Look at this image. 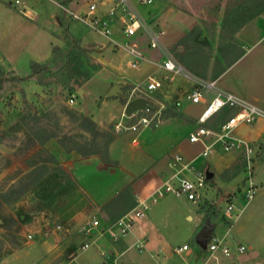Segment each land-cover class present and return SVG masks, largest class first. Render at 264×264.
Listing matches in <instances>:
<instances>
[{
	"label": "rangeland",
	"instance_id": "374dc122",
	"mask_svg": "<svg viewBox=\"0 0 264 264\" xmlns=\"http://www.w3.org/2000/svg\"><path fill=\"white\" fill-rule=\"evenodd\" d=\"M87 1L71 0L68 5L80 11L84 9ZM254 1L155 0L152 4L139 6L138 9L153 30L159 33L161 29H165V37L169 35L168 32L174 34L172 42L165 40L166 46L162 45L179 64L205 79H217L216 86L222 90L233 92L241 98H257L258 101L255 104L264 109V41L246 43L242 46L243 57L231 64L222 75H218L219 71L226 67V61L241 50V44L234 39V32L232 33V29L237 24L233 23L235 17L233 13L239 10L241 15L237 20L246 19L255 10L252 5ZM13 2L14 0H0V11L9 12L8 19L4 23L5 32L0 35V66L4 72L1 75L0 84V195L11 186L19 185L26 180L28 171L25 172V170L30 160L41 159L35 152L24 158V153L29 148L25 149L28 143L22 136L25 131H33L29 124H40L47 132H49L47 128H50L59 136L67 134L76 142H83L89 139L90 135L77 125V114L89 115L87 103H90V106L93 105L100 93L96 92V87L103 88L109 84L105 90L108 92L113 84H119L117 97L119 102L125 105L132 99L130 87L133 85L129 79H125L124 83L118 82L120 78L113 68V65H117L121 60L123 51L108 43L101 35L70 19L57 4L50 0H22L19 5H14ZM257 33L256 30L252 32L253 35ZM49 34L53 37L52 42H50ZM112 36L121 37L119 33H113ZM120 40L122 41L123 38ZM138 43L145 48L149 54L148 57L161 58L159 49L154 54L147 49L149 47L147 36L138 37ZM72 44L85 50V59L90 64L89 79H83L82 69L69 68L74 67V63L71 66H65L69 57L58 54L57 51L54 60L48 62L49 72L30 73L28 65L30 59L39 60L44 56L50 57L54 45L68 52ZM69 55L73 54L69 53ZM46 59L41 62H45ZM122 66L117 68L121 69ZM174 82L175 85L173 84L172 87L176 86V88L171 90L172 87H167L168 91L163 90L167 98L163 99L162 94L158 92L147 96L153 108L148 116H151L153 111L159 110L148 125L150 132L139 134L140 129L143 128L139 127L140 125L136 131L123 127L116 129V122L121 121L123 125H129L136 122L138 116L143 114L138 111L135 117H130L123 112L119 120L108 121L103 126L98 125L107 134L98 138V150L104 152L112 162L133 161L140 164V168L145 167L140 177V182L144 183L149 182L160 165L166 164V160L168 164L175 154L173 152L178 150L189 159L198 157L193 163L198 166L202 162L197 167L198 170L205 171L208 168L213 171V182L205 183L201 199L193 201L184 194L165 193L157 202L144 210V216L141 217L145 219L148 214L151 215L155 209H159L157 221L162 230L167 232L163 245L164 252H160L157 256L160 264H202V259L194 257L193 254L186 256L184 252L179 254L174 251L183 243L192 245L191 238L182 240L176 233L179 230L189 231L193 228L196 221L194 211L196 206L200 205V208H203L208 204H215L221 210L227 202L241 200L244 209L239 223L253 220L264 222V124H241L233 130L235 135H244L249 126L252 127L249 128L250 133L246 136L256 150L249 163L255 191L245 204L244 192L248 184L246 179L248 164L245 162L241 148L225 151L216 144L215 153L199 156L204 144L199 141L189 142L186 134L188 130L196 126V121L183 113L180 109L181 105L173 98L176 93L185 94L184 89L188 85L180 87L177 86L179 80L175 79ZM161 104L163 107L159 109ZM169 106H172L170 110ZM172 110L181 112L183 117L171 116ZM215 118L216 116L212 117L207 124ZM18 124L23 125V129L15 132L14 128ZM155 124L177 126L175 134H172L174 139L170 145L171 155L168 153L169 149L164 151L165 146L152 137L151 131L155 129ZM255 127L259 129V135L254 133ZM213 137V135L206 136L205 144L209 143ZM145 154L157 156L143 161ZM217 155L224 156L225 163H231L223 167V162L214 161ZM217 170H221L219 174ZM49 176H43L41 179L46 180L52 175ZM166 177L167 174L162 179ZM52 181L51 186L55 184L54 179ZM68 196V187L65 184L49 188L37 180L8 203L3 202L0 197V264H102L103 260L113 264V257L108 261L101 254V251L107 250L108 247L101 246L100 241L82 250L80 241L81 239L83 241L84 237L78 229L75 230L78 236L77 243H66L68 246L72 244L77 249V258L74 263L68 262V254L64 251L56 256L55 253L44 256L45 250L38 248L39 243L35 242L34 230L50 235L55 231V224H61L63 231L75 224L74 221L69 224L65 219L57 216L59 208L69 206ZM20 213L26 216L27 221L19 220ZM94 214L101 223L107 222L103 212L101 215ZM83 215L79 214L78 219L81 220ZM187 215H192L193 219ZM87 218L88 216L85 220ZM138 219L136 218L135 222ZM259 233H264L263 225H258L256 231L250 235L257 237ZM27 234L33 236L32 242H27ZM92 237L93 234L88 239ZM107 251L111 255V252ZM130 252L137 257L140 256L138 263L134 264L157 263L145 253L144 249L138 252L136 248H132Z\"/></svg>",
	"mask_w": 264,
	"mask_h": 264
},
{
	"label": "crops",
	"instance_id": "0c3cea01",
	"mask_svg": "<svg viewBox=\"0 0 264 264\" xmlns=\"http://www.w3.org/2000/svg\"><path fill=\"white\" fill-rule=\"evenodd\" d=\"M252 5L255 10L251 14H249L246 19L240 20L241 22L237 20V18H239V16L241 15L240 11L235 10V12L233 13L235 15L233 23H237V24L235 28L232 29V33L234 32L233 33L234 39H236L241 44V50H242V46H244L246 43L251 42L253 44V43L264 41V39L262 40V37L264 36V0H255L252 3ZM0 7H1V3H0ZM155 8H156V4H155ZM7 14H9V12L5 13L3 11H0V16L4 15L0 17V35L5 32L4 23H6L8 19ZM161 30L163 31V33L159 35V39H160L161 44L166 46L164 41L168 40L169 42H172L174 39V34H171L172 32H168L169 35L165 37L164 33L166 30L165 29H161ZM254 30H256V32L258 31L257 35L252 34ZM114 33H119L121 35L120 38H115L116 40L121 41L120 39L122 38L125 39L121 32L114 30ZM138 37H142V34H138L137 36L129 38V39L131 41H136L139 48L142 50V52L144 53L147 59L145 62L142 63L140 68L134 69L133 71H131L129 68L124 67L126 66L125 59L123 55H121L122 56L121 60H119L117 65L115 64L113 65V68L115 69L114 71H117L116 74L120 78L118 82L124 83L125 79H129L130 81H132L134 85L137 82H144L148 76L153 75L159 78L163 75V71L158 66L162 58L153 59V58L148 57L149 54H147V51L145 50V48L139 45ZM50 39H51L50 42H52L53 41L52 35H50ZM147 49H150L153 52V54L155 51H157V49H153L151 47H147ZM240 51L236 53L231 59L226 61V64H227L226 67L223 70L221 69L218 75L219 74L222 75L231 64H233L235 61L243 57L244 50H242V52ZM46 58L47 57L44 56L43 59L41 58L36 61L41 62L45 60ZM122 64L124 66H122ZM120 65L122 66L121 69L117 68ZM181 66L191 76L197 79H200L202 81H205V82H214L215 87L217 89H221L218 86H216L217 79H205L204 77L199 76L195 72L189 71L184 65H181ZM175 79L179 80L178 82L179 84H177V86L181 87V86H184L185 84L188 85L187 88L184 89V91L190 89L193 84L189 78H186L182 75H177L173 78L170 84L166 83L164 88L161 89L160 92H158L162 94L163 99L168 97L166 93H163V90L168 91L169 87H172L173 84L175 85V82H174ZM208 80H212V81H208ZM132 86L130 88H132ZM108 87H109V84H107V86L106 85L103 86V88L96 87V92H100L98 93L96 102L91 106H90V103H87L88 104L87 113H89L90 117L100 126H103L108 121L119 120L120 115H122L124 112L125 105H122L119 102L118 97L113 98L111 96H107V92H105V90ZM174 88H176V86L172 87L171 90H173ZM87 93L91 94L90 91H87ZM210 95L211 93L208 92L206 94V97H209ZM235 95L238 96L237 94ZM173 98L175 101L179 103V105H181L180 107L181 111L196 121V126L187 131L186 133L187 137H188L189 132L195 129L198 125L202 124L206 126L208 118L203 123L198 121V116L201 113L202 108H203V105L201 103L190 102L185 97V94H182V93L174 94ZM242 99L246 101L252 100L249 102H252L254 104L255 102L258 101L257 98H242ZM185 101H187V103H184ZM196 105H198L199 108L198 107L195 108ZM252 124L259 125V124H264V122L261 119H256ZM155 125H156L155 129L151 131L153 133L152 137L156 141H159L161 144L165 146L164 151L169 149L168 153H170L171 155L172 149L170 148V145L172 144V140L174 139L172 134L173 133L175 134L177 126H175V124H155ZM22 126H20V124L15 126L14 128L15 132L23 129ZM29 127L33 129V131H25L27 130L25 126V130H24L25 132H24V135L22 136L24 137V139L27 140V143H28L25 149L29 148L28 150L25 151L24 158L27 157L28 155H31L30 153L32 152H37L39 157L43 159V163L45 164V167H46V171L42 175V177L52 175L51 177L55 179L54 186L65 184L68 187L69 196L67 200H68L69 206L66 208L65 207L59 208L60 211L57 214V216H59L62 219H65L66 222H68L69 224H71L73 221L75 222V224L70 229L64 230L63 232L53 231V233H51L50 235H45L44 233L41 234L39 231L34 230L33 234H34L35 242L38 241L39 243L38 248H42L43 250H45L44 256L52 255V253L53 254L55 253V256H56V255H59L62 251H64L65 254H68L67 255L68 262L74 263V261L77 258V253H76L77 249L72 244L68 246L66 245V243H77L76 239H78V236L75 233V230L80 228V225L84 222L86 216H90V214L92 215V213L93 214L97 213L98 215L99 214L101 215V212H103L102 207L106 203H108L114 196H116L125 187H128L131 189L132 193L135 196V200L137 201L139 198H143L144 196H146L156 186L160 185L161 182L164 180L162 178L166 174L167 176L171 174V169L167 164L168 160H166V164L160 165L159 169L156 171V173L153 175V177L149 180L148 183H144L143 181L140 182V177L145 167L140 168V164H138L137 162L128 161V160H127L128 162H125V163H122V162L115 163L112 161L107 162L98 154L82 156L76 151L66 152L57 143L56 139L49 135L46 129L42 127V125L29 124ZM148 128H149L148 126L141 128L139 131L140 132L139 134H147L148 132H150ZM249 128H252V127L249 126ZM249 128L247 130V133H245L244 135H236V136L243 137V138L250 140L246 136L248 133H250L248 132ZM253 131L254 133H257L259 135V129L257 130L255 127ZM215 152L216 151H214V153ZM173 153H180L184 158L189 159L185 157L179 150ZM152 155L148 156V154H145V156H143L145 158H142L143 161L149 160L151 159V157L157 156V155H154V156ZM199 156H202V155L199 154ZM196 158L198 159V157H195V158L191 157L190 159H193V163H194L197 160ZM137 161L140 162L142 160H137ZM214 161L223 162L224 163L223 167H227L231 163V162L225 163L226 158L224 156L222 157L219 155L216 156ZM201 163H199L198 166L201 165ZM194 165H197V164H194ZM56 167H59L63 170L64 172L63 176L60 174H57L54 171ZM31 168H32L31 166H27V169L25 170V172L29 171ZM164 170L165 172H162ZM206 170H209V169L206 168ZM220 171L221 170H217L218 174L220 173ZM211 172L213 173V171ZM248 201L245 200L244 203L246 204ZM241 202H242L241 200L240 202L238 200L234 202V206L236 207L238 216L231 225L228 238L233 245H235L236 243L244 244L246 248L243 252L239 253L235 249H233L230 256H225L217 252L215 254V257H213V256H208V251L206 250L205 247L202 246V250H201L194 245H187V249L179 250V251L176 250L177 247H179L177 246L174 249V251L179 254L181 252H184L186 256H190L191 254H193L194 257H199L202 259V264H264V233L257 234V237L255 234H254L255 235L254 237L250 235L256 231V227L258 225L264 226V222L260 220H257V221L253 220L252 222L246 221V222L239 223L240 215L242 214V211L244 209V204ZM157 210L159 209H155L152 212V214L151 215L148 214L147 218L145 219L139 218L138 220H136V222L134 221L131 231L128 232L123 237H121L120 239L113 241V240H109L107 237H101L97 240V241H100L101 246L108 247L107 250L111 252V255H110L111 257L115 256V260L112 261L113 264L138 263L140 256L137 257L135 254L130 252L132 248H136V251L138 252H141L144 249L145 253L150 258H152L153 260L157 262L155 264L161 263L160 261H158L157 256H159L160 252L161 253L164 252L163 245L166 240L165 235H167V232H165L166 230L164 231V229L162 230L161 225L157 221V216H158ZM203 210H204L203 208H200V205L196 206V209L194 210L196 221L191 230L177 231L176 234L182 240L192 238L195 228L200 223L201 217L203 215ZM221 210L223 213L222 208ZM79 214H84L81 220L78 219ZM187 217L193 219L192 215H187ZM21 218H24V221H27L26 216H21ZM106 223L108 222L101 223L100 221V227L105 225ZM228 223L229 221L224 216V219L217 223V226L215 227L213 235H217V236L222 235ZM96 235L97 234H95V236ZM81 241H80V244H81ZM136 242H143V248L138 249L135 246ZM64 246L65 248H63ZM67 250H69L68 253H67ZM82 250H85V249H82ZM164 255H163V258L166 259L165 258L166 255L165 256ZM106 263L111 264L110 262H106L105 260H103L102 264H106Z\"/></svg>",
	"mask_w": 264,
	"mask_h": 264
},
{
	"label": "built area",
	"instance_id": "2783aa9c",
	"mask_svg": "<svg viewBox=\"0 0 264 264\" xmlns=\"http://www.w3.org/2000/svg\"><path fill=\"white\" fill-rule=\"evenodd\" d=\"M50 1L57 4L70 19L101 35L108 43L120 48L123 51L125 65L130 69L140 68L147 58L136 41H131L129 38L135 37L138 34L145 35L148 38L149 47L160 50L162 59L158 66L163 71V75L159 78L153 75L148 76L144 82H137L130 89L132 98L143 97L147 104L144 108L133 112L130 117H135L138 111L143 114L138 116L136 122L129 125H123L121 121L116 122V129L123 127L129 130H136L139 127L148 126L159 110L153 111L151 116H148V113H151L153 108L147 96L160 92L166 83L171 82L177 75L189 78L193 83L191 88L185 91V97L192 103H201L203 105L202 111L198 116L199 122L203 123L208 117L221 109H235L233 113L225 118L218 130H213L201 124L190 131L187 138L191 143L199 141L204 144L200 155L214 152L216 144L220 145L225 151L237 147L241 148L248 164L246 176L248 184L244 197L246 201L252 197L255 185L251 179L252 171L249 163L256 150L250 140L234 135L233 130L241 124H252L259 118L264 120V109L231 92L217 89L214 82L202 81L184 70L161 44L159 35L162 31L158 33V31L153 30L138 9L139 6L154 3L155 0H88L84 4V9L80 11L70 8L69 5H63L56 0ZM21 2L22 0H14L13 4L19 5ZM114 30L121 32L125 39L122 41L116 40L112 36ZM208 92L211 95L206 97ZM162 107L163 105L161 104L159 109H162ZM138 125L140 126L138 127ZM208 135H213L214 137L209 143L205 144V137ZM168 166L171 169V174L146 196L139 198L132 208L120 215L113 222L106 223L100 227V221L95 214L88 216L78 229L82 237H84V240L81 242L82 249L92 246L101 237H107L109 240L115 241L126 235L131 231L135 219L141 218L144 215V210L148 209L151 204L155 203L165 193L184 194L188 199L193 201L202 198L206 183L205 171L198 170L197 166L193 164V159H186L181 154L175 153L171 161L168 162ZM223 215L229 223L222 235H213L208 243L205 244L208 256L215 257L217 252L230 256L233 249L240 253L246 248L241 243L233 245L228 238L231 225L238 216L233 201L226 203ZM63 229L59 223L54 226L55 231H63ZM92 234L93 237L88 239ZM95 234L97 235L95 236ZM33 239L31 234H27V242H32ZM135 246L138 249H142L143 242H136ZM185 249H187V245L183 244L177 247L176 250ZM101 254L108 261L112 258L107 250H102ZM114 260L115 256L112 261Z\"/></svg>",
	"mask_w": 264,
	"mask_h": 264
},
{
	"label": "trees",
	"instance_id": "16d2710c",
	"mask_svg": "<svg viewBox=\"0 0 264 264\" xmlns=\"http://www.w3.org/2000/svg\"><path fill=\"white\" fill-rule=\"evenodd\" d=\"M63 5H68V3L71 0H58ZM63 25V23H62ZM64 26V25H63ZM63 30L66 31V28L63 27ZM73 45V44H72ZM67 49V48H66ZM56 51L58 54H62L65 57H69L67 61L65 62V66H71L74 63V67L71 66V70L73 69H82L83 72V79L87 80L90 77V69L88 66L87 60L85 59L86 53L83 48H80L77 45L71 46L70 50L68 52L65 51V49L61 48L60 46L54 45L51 50V56L46 59L45 62L36 61L34 59H30L28 62L29 70L31 74H40V73H46L50 71V67L48 65L49 61H53L56 55ZM65 53L63 54V52ZM73 54V55H69ZM69 55V56H68ZM4 72L0 66V84L2 82L1 75H3ZM72 90V89H71ZM113 98L117 96H111ZM172 108V106H169V110ZM227 111V112H226ZM235 109H221L212 116L208 117V121L212 118H216L212 120L210 124H206L209 128L213 130H218L220 128V125L225 120V118L233 113ZM171 116H181L183 117V114L181 112H178L177 110L171 111ZM226 117L224 118V116ZM223 117V118H222ZM77 120H78V126L89 133L90 138L83 141V142H76L71 136L67 134L58 135L50 128L48 129V133L50 136L54 137L57 141V143L66 151H76L82 156H87L91 154H98L100 155L105 161L110 162L111 160L108 158V156L104 153L98 150V138L104 135H107L105 131L99 128L98 124L89 116L86 114L78 113L77 114ZM207 121V122H208ZM38 154L37 152H35ZM243 157L245 159V156L243 154ZM246 162V159H245ZM28 166H31L32 168L26 173V180H23L19 185L11 186L9 189L4 191L0 197L3 202H10L12 201L16 196H18L23 190L28 188L32 183L35 181L40 180L42 182V185L53 188L51 186V183L53 182L52 177L46 178V180L43 178L41 179L42 175L46 171L45 164L43 163V159H39L38 161L30 160L28 163ZM57 174H60L63 176L64 172L61 168L56 167L54 170ZM213 176H211L209 179L205 178L206 182H213L212 181ZM55 180V179H54ZM50 184V186H48ZM136 204L135 196L132 193L131 189L128 187H125L122 189L116 196H114L108 203H106L102 210L106 215L107 222H113L115 219H117L120 215L125 213L127 210H129L131 207H133ZM203 215L201 217L200 223L194 230V234L191 238L192 245L198 247L202 250V244L208 243L210 238L214 234L215 227L217 226V223L224 219V215L222 213V210L215 204H208L203 207ZM22 214L20 213L18 215L19 220L24 221V218L21 219ZM69 250H67V253ZM109 264V263H106Z\"/></svg>",
	"mask_w": 264,
	"mask_h": 264
},
{
	"label": "water",
	"instance_id": "95a60500",
	"mask_svg": "<svg viewBox=\"0 0 264 264\" xmlns=\"http://www.w3.org/2000/svg\"><path fill=\"white\" fill-rule=\"evenodd\" d=\"M119 90V84H113L109 91L107 92V96H117V92ZM146 100L143 97H136L129 100L124 107V114L130 116L136 110H140L146 106ZM213 173L209 170L205 171V178L209 179ZM205 247V244H202Z\"/></svg>",
	"mask_w": 264,
	"mask_h": 264
}]
</instances>
